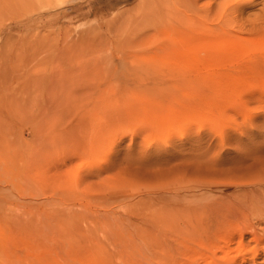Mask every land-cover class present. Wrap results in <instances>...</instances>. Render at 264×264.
<instances>
[{
	"label": "rangeland",
	"instance_id": "1",
	"mask_svg": "<svg viewBox=\"0 0 264 264\" xmlns=\"http://www.w3.org/2000/svg\"><path fill=\"white\" fill-rule=\"evenodd\" d=\"M0 74V264L242 253L192 209L264 229V0H0Z\"/></svg>",
	"mask_w": 264,
	"mask_h": 264
},
{
	"label": "bare ground",
	"instance_id": "2",
	"mask_svg": "<svg viewBox=\"0 0 264 264\" xmlns=\"http://www.w3.org/2000/svg\"><path fill=\"white\" fill-rule=\"evenodd\" d=\"M4 85H5L4 79L2 78V75L0 74V112H3L5 108L9 110V107L11 105V101L8 105H5L6 103L5 100L7 97L6 96L7 93L5 92L7 88ZM9 91L10 90H7V92ZM2 122H4V120L3 118H0V124ZM248 210L241 209V208L234 209L230 207H226V208L221 207V208H215V209L209 208L205 211L203 210V212L197 209H192V210L184 211L180 214L183 216V219L188 221L187 226L195 229L199 234L207 235L209 234L210 229L218 230L221 226H226L228 229H232L236 231L239 234V236L240 235L242 236V232L250 234L251 235L250 239L242 243L243 246H242L241 254L237 252V255L225 256L223 257V260L219 264H227V263L229 264H257L255 262L256 259L264 258V229L263 228L255 229L254 222H253L254 225L248 224L246 222V217L249 213ZM204 212H207V218L205 219V222L203 220V217L200 216V214ZM251 214L255 217L254 219H256L258 225L261 223H264V207L262 206L257 207L253 212H251ZM192 217H194L195 219H192ZM233 234L235 233L230 234V236L228 237L229 240L232 239ZM239 243H240V238H239ZM261 262L258 264H264V262L262 263Z\"/></svg>",
	"mask_w": 264,
	"mask_h": 264
}]
</instances>
